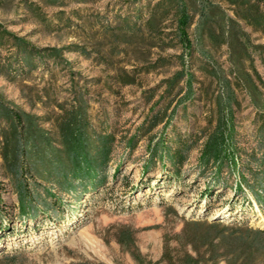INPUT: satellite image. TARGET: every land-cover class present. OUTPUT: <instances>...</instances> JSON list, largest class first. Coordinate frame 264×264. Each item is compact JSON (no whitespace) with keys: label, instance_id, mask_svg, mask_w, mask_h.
Here are the masks:
<instances>
[{"label":"rangeland","instance_id":"rangeland-1","mask_svg":"<svg viewBox=\"0 0 264 264\" xmlns=\"http://www.w3.org/2000/svg\"><path fill=\"white\" fill-rule=\"evenodd\" d=\"M131 1L0 0V99L28 114L60 148L59 121L82 105L91 131L105 138L98 145L110 150L106 165L75 184L66 175H38L24 159L15 170L3 151L16 139L0 118V264H183L188 253L197 255L192 223L264 228V111L240 89L241 106L229 116L221 111L220 90L205 94L209 78L197 69L198 56L196 75L206 85L196 84V95L183 104L185 91L168 93L162 83L176 64L134 72L142 63L114 22ZM215 1L234 17L229 0ZM242 26L264 45V32ZM10 35L36 49H61L69 68L49 61L23 72ZM74 45L82 50H64ZM263 51L251 50L248 71L264 82ZM214 55L228 70L227 48ZM124 68L136 74V84L120 82ZM214 150L221 151L218 160ZM196 247L208 251L203 243Z\"/></svg>","mask_w":264,"mask_h":264},{"label":"trees","instance_id":"trees-1","mask_svg":"<svg viewBox=\"0 0 264 264\" xmlns=\"http://www.w3.org/2000/svg\"><path fill=\"white\" fill-rule=\"evenodd\" d=\"M79 2L80 0H71ZM48 4L68 5L69 0H46ZM234 7V17L215 0H133L126 13L115 16V32L128 48L136 51L142 65L136 73L161 71L176 64L173 74L163 80L168 93L178 89L185 91L180 104L191 101L196 95V84L206 85L196 75L194 59L203 60L197 69L209 78L206 96L213 86L220 90L216 97L217 107L228 116L234 108L241 106L236 89L244 90L252 107L264 111V82L248 71L253 59L251 50L263 49L255 45L251 34L242 26L246 25L264 32V0H229ZM45 21V20H44ZM1 35V33H0ZM12 48H16L14 59L23 72L37 70L47 62L64 65V51L57 48L36 49L24 40L10 35ZM227 48L226 70L215 59V52ZM64 50H82L71 46ZM264 53V51H263ZM117 74L124 85L136 84V74L127 69ZM233 78V79H232ZM0 118L10 123V133L16 140L14 148H4L3 159L18 170L22 160H26L30 170L38 175H66L70 183L95 175L109 160V149H102L98 140L102 136L91 131L86 110L78 107L59 121L61 125V148L52 138L33 122L28 114L21 113L5 105L0 99ZM7 136V135H6ZM7 138V137H6ZM10 144V143H9ZM209 146L203 153V160L209 161ZM221 151L214 150L217 160ZM59 176V175H58ZM59 178V177H56ZM59 184L61 178L58 179ZM63 186V185H62ZM258 204L263 202L257 197ZM23 206V211L25 212ZM24 214V213H23ZM190 246L197 255L189 254L183 264H264V228L254 227L247 221H233L232 226L222 223H192ZM196 243H203L208 251L200 253ZM10 258H15L10 255Z\"/></svg>","mask_w":264,"mask_h":264}]
</instances>
